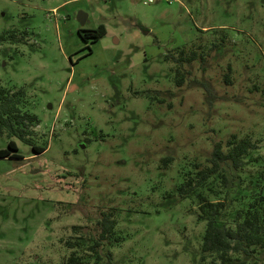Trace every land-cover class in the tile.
Listing matches in <instances>:
<instances>
[{
	"label": "rangeland",
	"instance_id": "obj_1",
	"mask_svg": "<svg viewBox=\"0 0 264 264\" xmlns=\"http://www.w3.org/2000/svg\"><path fill=\"white\" fill-rule=\"evenodd\" d=\"M149 1L0 0V34L17 39L0 44V85L24 89L39 119L34 143L45 148L35 155L0 133V149L14 141L21 156L0 160V264H66L72 249H89L109 213L115 226L98 264H213L201 260L199 201L178 188L215 143L235 136L256 145L247 165L226 169L225 186L209 179L202 195L225 202L220 221L231 225L258 189L264 0ZM99 26L97 42L78 37ZM183 47L204 63L183 66L177 88L165 57ZM192 81L216 98L207 103ZM76 240L81 247L69 245Z\"/></svg>",
	"mask_w": 264,
	"mask_h": 264
},
{
	"label": "trees",
	"instance_id": "obj_2",
	"mask_svg": "<svg viewBox=\"0 0 264 264\" xmlns=\"http://www.w3.org/2000/svg\"><path fill=\"white\" fill-rule=\"evenodd\" d=\"M105 35L103 26L95 30H78V37L82 42L91 44L97 42ZM8 40L17 41L15 34L1 33L0 44ZM197 59L204 63L203 53L196 50L189 52L185 48L178 49L177 55H166L165 60H170L175 65L174 83L177 88L182 87L185 80L183 66H190ZM226 80L228 76L225 75ZM228 81V80H227ZM226 81V82H227ZM195 87L203 89L205 101L209 103L216 98L215 91L206 82L192 81ZM210 104V103H209ZM39 119L26 109V93L24 89L10 91L0 85V133H5L8 138H16L31 146L35 155L45 151L44 147H38L33 140V128L37 126ZM256 148L250 139H237L231 136L224 144L221 142L213 145L210 158L203 167L194 165L195 173L189 175L183 185L178 188L181 197L196 196L199 201V220L205 221V231L200 247L201 260L210 259L211 263L217 264H246L251 260L252 264H264V185L262 178L256 182L258 188L252 189L248 196L249 201L237 211L233 224L226 225L220 218L226 212L225 202H209L203 195L202 190L208 188L209 179L218 178L225 186L227 176L226 169L239 171L247 165L246 157ZM1 159H21L18 148L14 141L7 143L6 149H0ZM167 159L163 162L166 163ZM254 182L249 181L253 185ZM111 214H103L99 221L98 237L91 241L89 249H72L66 264H98L101 260L100 251L97 249L104 242L111 239L115 221ZM72 247H81L82 243L76 240L69 243ZM88 251L90 254H79ZM111 253H106L107 261H111Z\"/></svg>",
	"mask_w": 264,
	"mask_h": 264
},
{
	"label": "water",
	"instance_id": "obj_3",
	"mask_svg": "<svg viewBox=\"0 0 264 264\" xmlns=\"http://www.w3.org/2000/svg\"><path fill=\"white\" fill-rule=\"evenodd\" d=\"M87 16L84 13H79L77 15V21L81 26H84L86 23Z\"/></svg>",
	"mask_w": 264,
	"mask_h": 264
},
{
	"label": "built area",
	"instance_id": "obj_4",
	"mask_svg": "<svg viewBox=\"0 0 264 264\" xmlns=\"http://www.w3.org/2000/svg\"><path fill=\"white\" fill-rule=\"evenodd\" d=\"M150 1H151V0H150ZM150 1H149V2H150Z\"/></svg>",
	"mask_w": 264,
	"mask_h": 264
}]
</instances>
